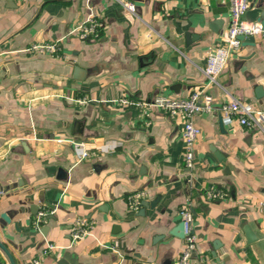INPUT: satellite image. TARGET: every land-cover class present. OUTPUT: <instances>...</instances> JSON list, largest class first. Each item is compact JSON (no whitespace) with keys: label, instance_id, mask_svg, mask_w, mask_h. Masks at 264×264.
Wrapping results in <instances>:
<instances>
[{"label":"crops","instance_id":"0c3cea01","mask_svg":"<svg viewBox=\"0 0 264 264\" xmlns=\"http://www.w3.org/2000/svg\"><path fill=\"white\" fill-rule=\"evenodd\" d=\"M135 3L137 14L115 0H0V263L119 264L120 253L122 264H173L190 202L193 264H264V129L197 114L190 179L182 118L119 102L200 87L217 105L237 98L264 112V34L213 85L207 56L223 43L230 1ZM92 15L100 32L71 33ZM245 18L264 24V0ZM45 42L59 51L27 50ZM210 186L225 196L208 198ZM79 218L91 232L72 242ZM48 242L58 247L42 254Z\"/></svg>","mask_w":264,"mask_h":264},{"label":"built area","instance_id":"2783aa9c","mask_svg":"<svg viewBox=\"0 0 264 264\" xmlns=\"http://www.w3.org/2000/svg\"><path fill=\"white\" fill-rule=\"evenodd\" d=\"M115 1L128 12L137 14L135 0ZM229 1L230 24L223 33V43L209 52L205 66V74L208 83L213 85L218 83L219 76L224 72L230 58L241 49L243 45L241 36H253L255 41H257L264 34V24L261 20H248L245 18L250 8L251 0ZM103 27V21L96 15H92L85 22L74 27L71 33L76 32L82 39H87L100 32ZM27 50L57 53L59 51V45L57 42L34 43L27 48ZM119 102L125 105L141 107L142 113L146 116L152 109L160 108L173 118H182V138L184 142L183 157L190 179L192 178V172L195 167V147L201 134V128L194 121L197 114L219 111L222 119L227 122H237L249 128L258 126L264 129V112L255 110L250 104L237 98H231L217 105L215 96L205 88L200 87L193 89L188 96L182 98L158 94L149 100H134L125 97L121 98ZM77 150L81 157L88 155L87 151L84 150L82 146H78ZM206 194L210 199H219L225 196V192L218 189L216 186H210ZM145 195V190H140L129 195L128 199L130 206L138 209ZM179 212L182 218V230L180 232L183 233L184 246L173 264H193V254L197 248L198 237L192 225L194 212L190 202L184 204ZM40 215L45 216L46 213L41 212ZM91 228L92 224L87 219H77L72 227V242H77L86 235H89ZM57 247L56 244L48 242L42 254H47ZM119 259V264H122L124 256L120 253ZM27 264H41V257H36Z\"/></svg>","mask_w":264,"mask_h":264},{"label":"water","instance_id":"95a60500","mask_svg":"<svg viewBox=\"0 0 264 264\" xmlns=\"http://www.w3.org/2000/svg\"><path fill=\"white\" fill-rule=\"evenodd\" d=\"M241 38L243 39V43L244 44H251V45H255V38L253 36H248V37H244V36H241ZM182 224H180V231L182 230ZM180 236L183 237V233L180 232Z\"/></svg>","mask_w":264,"mask_h":264}]
</instances>
